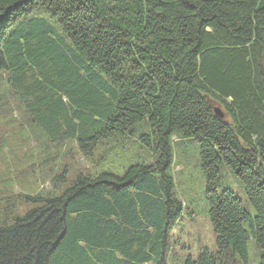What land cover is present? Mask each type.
I'll return each mask as SVG.
<instances>
[{
	"label": "trees",
	"instance_id": "obj_1",
	"mask_svg": "<svg viewBox=\"0 0 264 264\" xmlns=\"http://www.w3.org/2000/svg\"><path fill=\"white\" fill-rule=\"evenodd\" d=\"M7 90L42 137L75 143L93 171L6 193L33 208L0 218V264H169L184 208L173 141L193 136L216 251L185 264L246 260L251 236L264 264V0H0V104ZM131 134L148 155L108 166ZM222 164L253 212L217 192Z\"/></svg>",
	"mask_w": 264,
	"mask_h": 264
},
{
	"label": "rangeland",
	"instance_id": "obj_2",
	"mask_svg": "<svg viewBox=\"0 0 264 264\" xmlns=\"http://www.w3.org/2000/svg\"><path fill=\"white\" fill-rule=\"evenodd\" d=\"M7 93L8 97L2 98L0 104V218L7 225H12L13 217L7 222L4 215L24 214L33 206L21 196L9 202L4 199L6 193L10 195L13 190L16 195H31L36 190L42 192L43 189H50V185L54 186L56 183L63 189L72 184L79 171L93 169L92 163L82 157L75 143L63 142L56 145L42 137L38 127L31 123L20 97L8 90ZM122 139L124 142L119 145L120 150L114 149L108 153L115 151L120 154V158L108 162V166L142 162L147 153L140 146L133 147L134 141H137L135 136L131 134ZM110 148L113 147L108 145L101 152L105 153ZM101 152L99 150V154L95 155L94 161L100 162ZM102 164L105 166V162ZM219 168L217 192L221 194L225 190H232L243 200L245 208L252 211L243 183L225 164ZM63 171L66 179H55ZM172 174L175 193L183 202L184 208L171 233L168 263L185 264L190 258L197 260L204 249L216 251V235L209 216L208 181L202 169L200 144L195 136L174 139ZM261 256L262 251L251 236L246 260L238 257L233 264H259Z\"/></svg>",
	"mask_w": 264,
	"mask_h": 264
},
{
	"label": "water",
	"instance_id": "obj_3",
	"mask_svg": "<svg viewBox=\"0 0 264 264\" xmlns=\"http://www.w3.org/2000/svg\"><path fill=\"white\" fill-rule=\"evenodd\" d=\"M215 114L217 117H219L220 119H223L224 118V115L223 113L220 111V109L218 108H215Z\"/></svg>",
	"mask_w": 264,
	"mask_h": 264
}]
</instances>
